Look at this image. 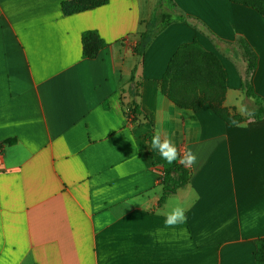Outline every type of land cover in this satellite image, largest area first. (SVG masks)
Here are the masks:
<instances>
[{
	"label": "crops",
	"instance_id": "1",
	"mask_svg": "<svg viewBox=\"0 0 264 264\" xmlns=\"http://www.w3.org/2000/svg\"><path fill=\"white\" fill-rule=\"evenodd\" d=\"M62 1L0 0V264H256L264 117L232 126L208 104L177 106L159 82L178 46L197 40L222 63L224 106L245 114L236 40L257 56L250 83L264 98V15L229 0H173L185 18L151 41L129 91L153 0L70 15ZM86 30L105 42L94 58L82 56ZM133 98L141 112L127 122ZM152 131L197 157L188 184L163 204ZM177 206L186 222L168 227Z\"/></svg>",
	"mask_w": 264,
	"mask_h": 264
},
{
	"label": "trees",
	"instance_id": "2",
	"mask_svg": "<svg viewBox=\"0 0 264 264\" xmlns=\"http://www.w3.org/2000/svg\"><path fill=\"white\" fill-rule=\"evenodd\" d=\"M107 1L64 0L61 2V10L63 14L70 15L98 7ZM229 1L252 7L264 15V0ZM184 18L185 16L178 11L173 0H154L149 18L141 21L142 28L139 31L138 41L133 47L136 60L130 73L129 91L137 87V83L134 82L136 72L143 63L144 53L151 41L171 22L180 21ZM193 25L196 27L197 24L193 22ZM205 33L215 42L220 41L210 31L206 30ZM236 44L244 63V68L241 71V91L245 98L250 100V105L245 108V114L237 112L234 108L224 106L227 86L222 63L214 53L205 50L197 40L179 45L172 54L159 82L161 93L174 104L185 109L197 111L204 104H208L216 115L232 126L246 120H258L264 117V98L255 94L250 83V74L256 67L257 56L242 37L237 38ZM81 45L82 56L94 58L99 50L105 46V42L95 30H86L81 34ZM132 95L136 96V91ZM127 112L131 116L127 122L137 120L141 111L134 98L124 105L126 118ZM155 134L152 131L146 136L150 155L159 152L151 149V139ZM159 164L162 174L159 175L158 181L162 188V194L158 199V204H163L169 195L188 184L190 171L178 161L169 164L161 158ZM255 244V263L264 264V237L258 238Z\"/></svg>",
	"mask_w": 264,
	"mask_h": 264
},
{
	"label": "clouds",
	"instance_id": "3",
	"mask_svg": "<svg viewBox=\"0 0 264 264\" xmlns=\"http://www.w3.org/2000/svg\"><path fill=\"white\" fill-rule=\"evenodd\" d=\"M97 111H99V109ZM151 149L158 150L161 157L166 160L167 163L172 164L174 161H178L186 168H190L197 159L191 151L185 152L181 155L177 147L167 138L166 135L161 139V134L159 132H157L151 139ZM121 167V165H117L115 170L119 172ZM184 213L185 209L183 207H174L166 214L164 221L165 225L172 227L185 223L187 217Z\"/></svg>",
	"mask_w": 264,
	"mask_h": 264
},
{
	"label": "built area",
	"instance_id": "4",
	"mask_svg": "<svg viewBox=\"0 0 264 264\" xmlns=\"http://www.w3.org/2000/svg\"><path fill=\"white\" fill-rule=\"evenodd\" d=\"M130 118H131V116L127 112V118H126V120L128 121V119H130ZM178 151L180 152L181 155H183L185 153V147H184V145H181L179 147ZM154 170H155V172H156V174H157L158 177H159V175L162 174L161 173V167L160 166H155L154 167Z\"/></svg>",
	"mask_w": 264,
	"mask_h": 264
},
{
	"label": "rangeland",
	"instance_id": "5",
	"mask_svg": "<svg viewBox=\"0 0 264 264\" xmlns=\"http://www.w3.org/2000/svg\"><path fill=\"white\" fill-rule=\"evenodd\" d=\"M153 2H154V0H153ZM151 6H153V3L151 4ZM235 56V59L233 58ZM233 57H231V59L233 60V61H235V62H239V60H237L238 59V55H233ZM237 58V59H236Z\"/></svg>",
	"mask_w": 264,
	"mask_h": 264
}]
</instances>
